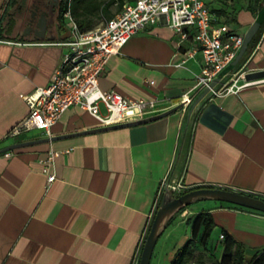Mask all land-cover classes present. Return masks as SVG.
Returning <instances> with one entry per match:
<instances>
[{"label": "crops", "instance_id": "obj_1", "mask_svg": "<svg viewBox=\"0 0 264 264\" xmlns=\"http://www.w3.org/2000/svg\"><path fill=\"white\" fill-rule=\"evenodd\" d=\"M209 1L232 13L233 21L226 13L219 18L240 35L264 5V0ZM8 2L0 0V149L48 137L41 130L13 139L6 135L28 113L23 96L49 83L62 51L50 44L61 34L52 30L47 37L32 38L25 32L24 9L7 7ZM253 40L255 51L222 82L244 65L247 71L264 70V23ZM184 46L160 22L134 34L120 54L107 60L99 78L101 90L155 100L157 114L176 108L171 113L16 148L7 151L9 156L0 153V264H138L163 181L264 195V82L236 93L209 92L189 116L184 105L198 94L194 85L202 55L184 60ZM99 126L86 110L71 106L53 124L50 137ZM50 152L56 177L47 185L42 169ZM225 203L186 205L159 237L150 264H170L176 248L164 259L163 242L188 218L208 210L218 225L216 239L224 228L243 245L246 257L264 252V215ZM184 236L190 237V227Z\"/></svg>", "mask_w": 264, "mask_h": 264}, {"label": "built area", "instance_id": "obj_2", "mask_svg": "<svg viewBox=\"0 0 264 264\" xmlns=\"http://www.w3.org/2000/svg\"><path fill=\"white\" fill-rule=\"evenodd\" d=\"M63 18L69 31L65 28L61 40L50 43L62 49L58 65L47 85L37 87L23 96L28 113L11 128L6 138L13 139L31 130H41L50 137L53 124L71 106L86 110L97 119L100 126L156 115L160 110L156 107L155 100H131L114 90L104 91L99 88V78L107 60L120 54L123 46L134 34L155 24L164 22L174 31L179 44L185 45L184 60L197 52L201 53L202 66L196 77L195 94L209 87L234 59L243 42V35L229 32L225 26L213 24L214 17L205 0H134L124 4L119 13L103 24L85 32L78 29L69 8L64 11ZM254 51L253 48L250 55ZM246 72L248 71L244 65L230 80L222 82L223 77L219 81L220 87L210 88L209 92L215 95L236 93L243 87L264 82V79L246 81ZM239 79L243 80L241 84H237ZM192 100L193 97H187L184 107ZM6 155L11 153L7 152ZM53 157L54 153L50 152L43 163L42 171L47 185L56 177L52 169ZM165 189L175 194L185 188L180 184L170 185L163 181L150 222ZM219 237L223 238L222 235Z\"/></svg>", "mask_w": 264, "mask_h": 264}, {"label": "trees", "instance_id": "obj_3", "mask_svg": "<svg viewBox=\"0 0 264 264\" xmlns=\"http://www.w3.org/2000/svg\"><path fill=\"white\" fill-rule=\"evenodd\" d=\"M134 0H64L62 7H60L57 32L63 34L65 30V20L63 18V13L69 8L71 17L75 22L76 26L80 31H89L99 25L103 24L106 20L112 18L115 14L119 13L123 8L124 4L131 3ZM225 5L227 3H233L235 0H221ZM258 0H254L256 3ZM25 0H9L8 6L10 8L18 9L17 6L21 5ZM206 5L209 7L210 12L213 14V24L215 26L226 25L225 20H221L219 17L224 13L231 15L230 20H234L232 13L225 11V8H213L209 0H205ZM233 5V4H232ZM8 8L6 14H8ZM11 21V22H10ZM10 27L14 25V19L10 17L9 20ZM254 40L251 42V47L253 46ZM249 52L247 53L248 56ZM245 56L244 59L247 57ZM251 196L264 199V196L250 194ZM162 196V195H161ZM161 198V197H160ZM159 198V201H160ZM228 204L237 209L246 210L252 213L264 215V213L255 211L252 209L240 207L237 205ZM184 207L179 210L174 216H172L166 227L170 224L171 220L181 213ZM187 224L190 225V237L186 241L176 248L173 253L170 264H189L195 260L196 264H204L203 253L198 252V247L201 251L206 249L212 231L218 226L215 222L213 214L211 211H200L191 218L186 220ZM149 229V226H148ZM147 229V232H148ZM146 232V234H147ZM221 246L222 252L218 260L211 264H264V252H260L250 259H247L244 252L243 245L236 241L233 236L224 228H221ZM146 236V235H145ZM145 238V237H144ZM144 241V240H143ZM143 246V244H142ZM141 246V249H142Z\"/></svg>", "mask_w": 264, "mask_h": 264}, {"label": "water", "instance_id": "obj_4", "mask_svg": "<svg viewBox=\"0 0 264 264\" xmlns=\"http://www.w3.org/2000/svg\"><path fill=\"white\" fill-rule=\"evenodd\" d=\"M262 23H264V5H262V7L260 8L256 16V19L252 22L248 30L243 35L242 45L239 51L237 52L236 56L234 57V59L220 72V74L215 78V80L210 83L209 87H206L203 90H201L193 98V100L188 106L189 116L191 115L195 106L209 93L210 88L215 87L216 84H218L219 81L223 77L230 74L231 71L238 64L247 60V57L245 59L244 57L247 56L248 52L249 54L251 53L252 51L251 42L254 39ZM43 37L44 36L41 35L38 38H43ZM244 79L246 81L264 79V70L248 71L244 75ZM175 109L176 108H173L171 110H167L165 112L152 115V116H149L143 119L135 120V121L118 123V124H113V125H108V126H99L97 128H93L90 130L65 134L62 136H53V137H46V138L37 139V140L13 143V144H10L0 149V153H5L7 151H11L16 148L25 147V146L37 144L40 142H48V141L57 140L63 137H70L73 135L86 134L89 132H100V131L118 129V128H122L126 126L141 124L144 122H148V121L163 117L171 113ZM200 200H214V201L226 202V203H230L233 205H237L240 207H244V208H248V209H252V210L264 213V199H260L258 197L251 196L247 193L231 190L228 188L211 187V186L185 188L182 192L178 194H174L169 189H165L162 193L159 204L151 220L148 232L144 238L138 264H150L154 247L159 237L165 230L169 219L172 216H174L179 210L185 207L186 205L194 201H200Z\"/></svg>", "mask_w": 264, "mask_h": 264}, {"label": "flooded vegetation", "instance_id": "obj_5", "mask_svg": "<svg viewBox=\"0 0 264 264\" xmlns=\"http://www.w3.org/2000/svg\"><path fill=\"white\" fill-rule=\"evenodd\" d=\"M23 2L19 5V10L26 9L25 32L32 38L37 39L41 35L49 36L53 30V25L58 26L60 7L64 0H30L29 5Z\"/></svg>", "mask_w": 264, "mask_h": 264}, {"label": "rangeland", "instance_id": "obj_6", "mask_svg": "<svg viewBox=\"0 0 264 264\" xmlns=\"http://www.w3.org/2000/svg\"><path fill=\"white\" fill-rule=\"evenodd\" d=\"M30 0H27V3L29 5ZM24 11V15L27 14L26 9L23 10ZM27 16V15H26ZM25 19V16H24ZM65 28L67 29V32L69 31V26H65ZM65 29V30H66ZM53 30L57 31V25L56 27L53 25ZM64 30V32H65ZM237 84H240L239 82ZM218 87H220V85H218ZM179 192H176L175 194H178ZM189 227L190 225L186 224V223H182L179 227H177L174 232L172 233L171 238L165 243H164V248L162 250V255L164 257V259L166 258V256L169 258L171 256V254L174 251V248H177L179 246H181L184 241H186V237L184 236V232L186 231L188 233L189 231ZM218 227H216L210 236L208 245L206 247V249H204L203 251H201V248L198 247V252L203 253V260H204V264H211L213 262H215L216 260H218L221 256V252H222V246H221V238L217 237V229ZM212 241H215L214 243H211ZM160 242V241H159ZM158 242V244H159ZM158 246V245H157ZM174 247V248H173ZM247 259H250L248 257H246ZM189 264H196L195 260H193L192 262H190Z\"/></svg>", "mask_w": 264, "mask_h": 264}]
</instances>
